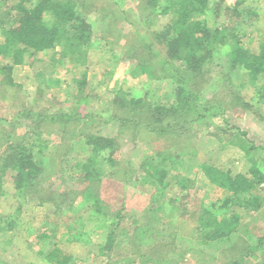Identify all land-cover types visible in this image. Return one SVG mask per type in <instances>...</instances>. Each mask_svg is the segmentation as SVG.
<instances>
[{
    "label": "rangeland",
    "instance_id": "374dc122",
    "mask_svg": "<svg viewBox=\"0 0 264 264\" xmlns=\"http://www.w3.org/2000/svg\"><path fill=\"white\" fill-rule=\"evenodd\" d=\"M78 1L93 27L85 63L60 61V46L55 54L41 52L37 57L43 59L27 56L16 65L0 56V67L10 66L13 80L9 84L0 74V156L8 140L23 139L37 151L35 132L42 130L51 143L39 155L43 172L38 188L63 200L55 208L50 201L25 197L15 188L13 172H8L0 193V225L6 220L16 224L0 229V264H45V254L55 247L71 256L70 264H263L264 202L256 209H241L239 226L228 238L204 243L197 229L201 208L218 209L228 195L209 181L199 164L207 162L233 174L246 172L250 162L245 152L227 139L236 128L257 146L264 145V100L246 83L245 72L229 66L223 45L197 72L171 58L164 33L174 14L162 13L161 1ZM236 1L223 0L215 7L217 0H211L202 19L210 25L225 24L226 6ZM244 1L242 6L256 9L251 16L244 11L238 34L244 46L257 51L264 38V0ZM18 2L0 0V33L14 24ZM180 86L197 93L202 106L207 104L181 134H158L142 123L122 126L113 118L124 111L114 102L118 94L168 106L176 101ZM82 95L88 96L85 103L78 102ZM28 111H76L77 119L49 120L39 127ZM89 134L114 138L115 161H104L93 182L106 214L88 210L82 193L92 182L75 166L87 156L83 139ZM218 134L225 139L219 140ZM158 150L179 156L188 188L176 183L175 171L166 177L164 191L146 179L141 164L154 156L160 160ZM256 156L264 158V148ZM255 193L264 198V183ZM110 230L114 239L108 247Z\"/></svg>",
    "mask_w": 264,
    "mask_h": 264
},
{
    "label": "trees",
    "instance_id": "16d2710c",
    "mask_svg": "<svg viewBox=\"0 0 264 264\" xmlns=\"http://www.w3.org/2000/svg\"><path fill=\"white\" fill-rule=\"evenodd\" d=\"M149 1L154 5H158L161 1V12L171 11L174 14L173 23L164 33L171 58L179 59L188 70L197 72L207 65L220 46H226L229 66L238 73L244 71L246 83H250L259 99L264 100V38L260 40L259 49L254 51L242 44L238 34L244 11L251 16L255 12V7L249 4L242 6L245 1L237 0L233 6H226L225 24L215 26L202 19V15L212 7L211 0ZM220 1L223 0H217L215 7L219 6ZM79 6L78 0H19L16 6L18 15L14 19V24L1 28L0 56L11 58L16 65L23 63L27 56L37 57L41 52L55 54L56 48L60 46V61L67 59L74 64L85 63L93 41V27ZM192 16H195L194 19ZM43 57L37 58L43 59ZM10 72V66L0 67V74H5L3 80L12 84ZM82 87L83 82L80 89ZM188 89L189 87L186 89L180 86L176 101L168 106H151L140 98H125L118 94L114 102L124 111L121 115L115 113L113 118L120 121L122 126L129 122L134 126L142 123L158 134H181L188 124L202 115V107L205 109L207 107V104L202 106L198 102L197 93ZM87 99V95H82L79 96L78 102L85 103ZM28 114L34 117L39 127L40 123L49 120L68 123L77 119L76 111L53 114L28 111ZM130 115L134 118H130ZM35 134L37 151L28 148L23 139L14 142L8 140L5 154L0 156V193H4L3 180L11 171L15 188L25 197L37 199L39 203L50 201L55 208L60 207L63 200L58 199L55 192L51 191L47 195L45 192L41 193L42 190L38 188L43 172L39 155L43 156L49 149L51 139L45 138L42 130L36 131ZM218 139H225L224 134H218ZM227 139L231 145L245 152L250 165L246 172L233 174L207 162L199 164L209 181L228 193L221 200L218 209L204 206L198 214V234L204 243L230 237L241 221L240 210L256 209L264 202V198L255 193L258 185L264 183V164H262L264 158L259 160L256 156V151L264 148V145L257 146L247 133L239 128L231 132ZM83 140L87 156L79 159L75 166L92 183L82 194L89 204L88 210L106 214L107 209L93 182L97 180L96 177L99 178L101 164L104 161L111 164L115 161L111 156L114 138L89 134ZM157 156L160 160L155 159L154 156L141 164L146 179H152L164 191L169 183L166 182V177L170 172L175 171L176 183L182 188L190 186V180L180 170L182 161L178 155L174 152L158 150ZM222 208L225 210L224 214L219 212ZM227 212L229 215L226 214ZM15 224V220H6L3 226L0 225V229H11ZM46 236V233L42 234V237ZM113 239V232L110 230L106 242L108 247L111 246ZM70 260L71 256L59 247L45 254V264H70Z\"/></svg>",
    "mask_w": 264,
    "mask_h": 264
}]
</instances>
